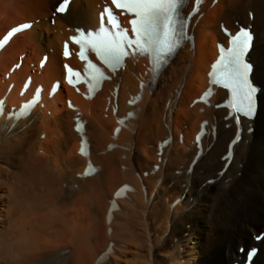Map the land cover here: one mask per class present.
I'll list each match as a JSON object with an SVG mask.
<instances>
[{"label":"bare ground","instance_id":"bare-ground-1","mask_svg":"<svg viewBox=\"0 0 264 264\" xmlns=\"http://www.w3.org/2000/svg\"><path fill=\"white\" fill-rule=\"evenodd\" d=\"M60 1L0 0V38L34 22L0 51V264H230L245 258L239 244L256 246L251 264H264V236L253 237L264 231V0H204L193 43L165 69L154 75L147 55L128 60L92 100L63 83L62 42L121 26L109 23L108 0H73L52 24ZM236 20L255 34L252 120L216 108L227 95L209 83L216 44L227 39L221 26L235 31ZM66 62L85 66L75 54ZM207 89L210 104L194 103ZM35 92L44 107L23 120L9 115Z\"/></svg>","mask_w":264,"mask_h":264},{"label":"snow or ice","instance_id":"snow-or-ice-1","mask_svg":"<svg viewBox=\"0 0 264 264\" xmlns=\"http://www.w3.org/2000/svg\"><path fill=\"white\" fill-rule=\"evenodd\" d=\"M181 2L182 0H127L126 3L122 4L118 0H112V4L124 12H129L134 8L139 9L134 12L136 18L131 20L133 26L131 31L135 34V37L126 41L119 39L109 40L106 37H101L93 45V51L97 55L102 53L105 61L114 65H118L121 62V57L131 55V52L124 50L125 46L141 54L152 53L155 55L157 61L162 60L167 52L175 47L169 39L170 26H172L171 30L174 35L185 36L184 27L187 20L185 17L180 16L177 11ZM199 2L200 0H197V3ZM67 3L68 0H64V3L57 8V11L61 13L65 12ZM174 15L176 19H174ZM177 25L178 27H176ZM20 27L28 29L31 25L24 24ZM12 31H15V29ZM10 35L11 33H9ZM251 40L252 36L248 30L233 37L235 47L228 50L229 57L227 63L224 65L225 76L232 85H235L236 90L241 96V103L236 110L238 113H243L247 116H250L253 111L251 93L254 91V88H252L249 82L252 66L245 60V55L250 49ZM2 43L3 41H0V44ZM153 71H156L155 64L153 65ZM213 83H217V81H213ZM224 86L228 87L229 84H225ZM254 252L255 250H252L249 256L254 255Z\"/></svg>","mask_w":264,"mask_h":264},{"label":"rangeland","instance_id":"rangeland-1","mask_svg":"<svg viewBox=\"0 0 264 264\" xmlns=\"http://www.w3.org/2000/svg\"><path fill=\"white\" fill-rule=\"evenodd\" d=\"M262 232V231H261Z\"/></svg>","mask_w":264,"mask_h":264}]
</instances>
